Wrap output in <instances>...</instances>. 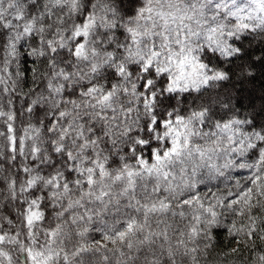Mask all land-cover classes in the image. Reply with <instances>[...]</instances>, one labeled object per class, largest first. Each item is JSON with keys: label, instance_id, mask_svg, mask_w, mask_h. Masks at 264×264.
Segmentation results:
<instances>
[{"label": "snow or ice", "instance_id": "obj_1", "mask_svg": "<svg viewBox=\"0 0 264 264\" xmlns=\"http://www.w3.org/2000/svg\"><path fill=\"white\" fill-rule=\"evenodd\" d=\"M260 79L264 0H0V264H264Z\"/></svg>", "mask_w": 264, "mask_h": 264}, {"label": "trees", "instance_id": "obj_2", "mask_svg": "<svg viewBox=\"0 0 264 264\" xmlns=\"http://www.w3.org/2000/svg\"><path fill=\"white\" fill-rule=\"evenodd\" d=\"M249 87H254L256 89V95L258 96L261 91H264V79L257 80L255 85ZM257 103H259L258 100ZM219 239L223 240V236L219 237Z\"/></svg>", "mask_w": 264, "mask_h": 264}]
</instances>
